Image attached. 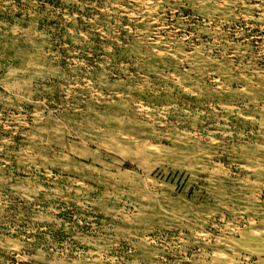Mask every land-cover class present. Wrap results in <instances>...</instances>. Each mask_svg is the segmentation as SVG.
I'll use <instances>...</instances> for the list:
<instances>
[{
	"label": "rangeland",
	"instance_id": "374dc122",
	"mask_svg": "<svg viewBox=\"0 0 264 264\" xmlns=\"http://www.w3.org/2000/svg\"><path fill=\"white\" fill-rule=\"evenodd\" d=\"M0 264H264V0H0Z\"/></svg>",
	"mask_w": 264,
	"mask_h": 264
},
{
	"label": "bare ground",
	"instance_id": "6f19581e",
	"mask_svg": "<svg viewBox=\"0 0 264 264\" xmlns=\"http://www.w3.org/2000/svg\"><path fill=\"white\" fill-rule=\"evenodd\" d=\"M139 163V162H138Z\"/></svg>",
	"mask_w": 264,
	"mask_h": 264
}]
</instances>
